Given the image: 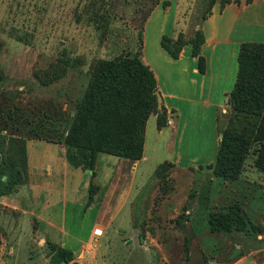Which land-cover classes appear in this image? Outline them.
Returning a JSON list of instances; mask_svg holds the SVG:
<instances>
[{
	"label": "rangeland",
	"instance_id": "obj_1",
	"mask_svg": "<svg viewBox=\"0 0 264 264\" xmlns=\"http://www.w3.org/2000/svg\"><path fill=\"white\" fill-rule=\"evenodd\" d=\"M158 1L163 0H0V104L15 102L36 114L37 122L43 118L38 113L47 112L55 122L46 126L43 136L48 139L54 138V132H65L97 62L136 55L143 18ZM166 1L168 6L158 5L145 23L142 59L153 65L161 86L181 98L187 95L186 82H175L182 78L186 64L162 48L164 36L192 40L203 31L208 37L216 33L219 39H241L242 44L264 43V0ZM96 10L111 19L107 30L97 29L92 21ZM62 60H67V74L43 86L36 72L63 65ZM192 78L197 87L188 95L195 102H175L178 131L169 126L159 135L152 117L147 158L136 170L134 161L100 154L94 175L69 165L62 172L63 144L29 139L27 127H21V133L9 130L15 139H8L12 161L5 184L20 181L12 177L14 167L29 171L30 156L31 182L63 186L64 193L36 197L23 180L17 192L6 195L8 205H0V264H50V243L72 250L80 264H232L245 256H249L246 264H264V242L256 243L257 236L264 235V175L255 167L260 145L252 148L239 180L215 177L208 166L216 163L219 135L228 124L229 116L222 112L225 98L216 93L210 105H204L207 95L206 91L201 95V77ZM166 162L177 167L157 179L156 169ZM50 199L51 227L40 220L47 219ZM104 202L115 205L100 212ZM236 205L246 212L248 229L213 233L212 217ZM96 224L104 234L91 239Z\"/></svg>",
	"mask_w": 264,
	"mask_h": 264
},
{
	"label": "trees",
	"instance_id": "obj_2",
	"mask_svg": "<svg viewBox=\"0 0 264 264\" xmlns=\"http://www.w3.org/2000/svg\"><path fill=\"white\" fill-rule=\"evenodd\" d=\"M214 2L215 0L212 4ZM223 2L230 3L231 0ZM160 4L164 8L168 6L166 0L155 2L143 18L140 30L141 46L136 55L121 54L113 60L97 62L84 97L65 132H54V138L48 139L43 136L46 126H54L55 122H52L47 112L40 111L38 115L42 113L44 120L42 118L37 122L36 114L25 112L24 108L15 102L11 103L6 99L8 103L0 104V198L17 192V184L28 177L27 170L21 172L14 167L12 177L20 181L11 182L8 186L5 184L7 165L12 161L8 139H15L14 133H21L25 127L29 129V139L63 144L66 147L67 163L72 168H81L92 172L93 175L100 154L134 162L142 160L150 117L157 116L159 130L168 125V111L165 107L159 109L157 77L142 59L145 23ZM106 14L97 10L93 12L92 21L97 29H108L111 19ZM204 43L203 31H198L192 40H184L182 36L175 39L164 36L161 41L162 48L174 60H178L183 49L191 45L192 55L197 59L201 74L206 72V59L201 56ZM61 62L63 65L36 72V79L46 87L59 81L68 72L67 60ZM227 108L225 115L229 116L228 124L220 133L216 163L208 166L209 169L215 177L237 181L244 172L252 148L259 144L255 167L264 175V43L241 44L237 81L228 94ZM9 130L14 133H9ZM21 152L26 163V148H21ZM175 167V164L169 162L158 166L156 178H164ZM94 195L91 193L89 201H93ZM245 213L236 205L229 208L225 214L213 216L210 222L211 231H245L250 224ZM49 247L50 264H80L72 250L53 243H50Z\"/></svg>",
	"mask_w": 264,
	"mask_h": 264
},
{
	"label": "crops",
	"instance_id": "obj_3",
	"mask_svg": "<svg viewBox=\"0 0 264 264\" xmlns=\"http://www.w3.org/2000/svg\"><path fill=\"white\" fill-rule=\"evenodd\" d=\"M232 28H233V26H232ZM205 32H206V29H205ZM204 35H205V43L201 48V56L206 59V72H205V74H201L199 72V69L197 66V59L194 58L192 55V46L191 45H187L183 49V51L180 55V58L178 60H176L177 62H179L181 64H186V66H184L182 69V73H183L182 78L178 79L175 82V84H180V83L186 82V94H187L186 97L181 98L178 94L173 92L170 89V87H166V88L162 87L160 84V77H159L157 71L154 69L153 65L147 64L152 68V70L154 71V73L157 77L159 93L162 97V106L165 107L166 110L168 111V125L162 130L158 129L157 116H155V115L152 116L153 119L155 120L156 130L159 133V135L164 134L165 129L169 126L173 129H175L176 132L178 131V127H177L176 122H175V116L177 115V108H178L176 106L175 102L177 100H179V99L186 100V102H188V103H194L195 102L188 95L190 89H194V87H197V84H196L194 78H192V77H194V76H200L201 77V79H198V82H200V87H201V90L203 91V93L201 95H204L205 91H206L207 97H205V98H207V99H204V105H206V106L210 105V100L215 97L216 93H221L224 96V98H225L224 102L226 103L228 94L233 90V88L236 84L237 75H238V54H239L240 46H241L243 41L241 39L234 41L230 38L219 39L218 36H220V35H216V33H215V35H211L210 37H208L207 33L206 34L204 33ZM208 81H209V88L205 89V84ZM174 88H175V85H174ZM199 103H200V101H199ZM222 108H223L222 112H224V111L226 112V106H223ZM152 117H150V119ZM150 119L148 120V123H149ZM148 123H147V127H148ZM219 138L221 140L220 135H219ZM28 142H32V141H28ZM49 144H53V143H49ZM28 145L29 144H27V147H28ZM54 145H60V144H54ZM146 147H147V128H146V140H145V147H144V156H143L142 160H140L138 162H133L132 165H134L135 170L138 167L137 165H140V163L144 162L147 158ZM28 153H29V147H28ZM63 155H65L64 152H63ZM30 160L31 159L29 156V160H28V163H29L28 164V168H29L28 176L29 177L28 178L30 181H27L25 179V182H28L27 186L29 187V189H28L29 193L34 195V196L43 195V193H45L48 197L50 196V198L53 195L56 196L57 195L56 193H59V196H62V194L64 193V187L63 186H62V189H58V188H53L50 186H46V187L40 186L36 183L31 182V179L33 177L34 172L32 171L33 167L31 166ZM120 160L122 162L127 161L124 159H120ZM59 161H60L59 164H61V166L63 168L62 172L68 171L67 165H69V164L67 163L66 158L64 160L60 156ZM180 169H182V168H180ZM183 170H186V168H184ZM22 181L19 182L20 187H21ZM19 193H20V188H19ZM110 193L111 192H107V196L110 195ZM6 199H7L6 196L0 198V205H8V203L6 204ZM120 199L118 202H115V204H119L121 201ZM48 202H49V204H48L47 219L40 218V220L45 222L49 227H51L50 220H52V204H53L52 202L53 201L50 199L49 201H47V203ZM106 205H108L109 207L114 206L112 204H106L105 202L103 204L101 203L99 205L100 212ZM12 206L14 207V209H17V206H15V205H12ZM100 212H99V218H100ZM25 213H27V212L25 211ZM44 214H46V213L44 212ZM41 216L42 215H40L39 217H41ZM99 226H100L99 224H96L91 229V232H90V238L91 239L93 237L94 229L95 228L97 229V227H99ZM251 237H253V236H251ZM257 237L258 238H257L256 243L260 244V243L264 242L263 241L264 240L263 234H259ZM62 245L64 246L65 244L62 243ZM248 258H249V256H245L243 258L236 260V262H234L232 264H246L249 261ZM245 261H246V263H245Z\"/></svg>",
	"mask_w": 264,
	"mask_h": 264
},
{
	"label": "built area",
	"instance_id": "obj_4",
	"mask_svg": "<svg viewBox=\"0 0 264 264\" xmlns=\"http://www.w3.org/2000/svg\"><path fill=\"white\" fill-rule=\"evenodd\" d=\"M103 232H104V231H103L102 229L97 228V229L94 230L93 235H94L96 238H100V237L103 236V234H104Z\"/></svg>",
	"mask_w": 264,
	"mask_h": 264
},
{
	"label": "water",
	"instance_id": "obj_5",
	"mask_svg": "<svg viewBox=\"0 0 264 264\" xmlns=\"http://www.w3.org/2000/svg\"><path fill=\"white\" fill-rule=\"evenodd\" d=\"M158 96V103H159V109L162 110L163 106H162V97L160 95V93H157Z\"/></svg>",
	"mask_w": 264,
	"mask_h": 264
}]
</instances>
